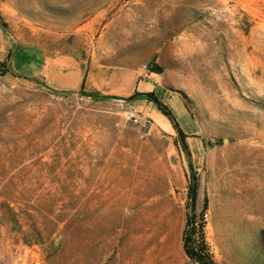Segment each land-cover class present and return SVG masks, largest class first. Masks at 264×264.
I'll list each match as a JSON object with an SVG mask.
<instances>
[{
  "label": "rangeland",
  "instance_id": "374dc122",
  "mask_svg": "<svg viewBox=\"0 0 264 264\" xmlns=\"http://www.w3.org/2000/svg\"><path fill=\"white\" fill-rule=\"evenodd\" d=\"M0 27V264H198L188 217L216 264H264V0H0ZM14 53L136 67L183 135L147 98L19 75Z\"/></svg>",
  "mask_w": 264,
  "mask_h": 264
},
{
  "label": "crops",
  "instance_id": "0c3cea01",
  "mask_svg": "<svg viewBox=\"0 0 264 264\" xmlns=\"http://www.w3.org/2000/svg\"><path fill=\"white\" fill-rule=\"evenodd\" d=\"M10 46L0 27V61L6 59ZM15 53L11 57L10 70L33 78L42 76L44 81L58 90L83 91L99 96L135 101L144 99L148 93H156V85L150 76L145 77L136 67L112 68L98 64L95 60L81 61L63 56L51 58L39 64L32 58L22 65L15 64ZM157 113H154V117Z\"/></svg>",
  "mask_w": 264,
  "mask_h": 264
},
{
  "label": "trees",
  "instance_id": "16d2710c",
  "mask_svg": "<svg viewBox=\"0 0 264 264\" xmlns=\"http://www.w3.org/2000/svg\"><path fill=\"white\" fill-rule=\"evenodd\" d=\"M0 65L4 66V62H1ZM3 71L6 72L7 69L4 68ZM145 96H146L145 98H147L148 101L153 102L156 105L157 109L172 122L178 135L182 136L183 133L178 128L176 122L174 121L173 115L165 108L164 105L160 103V101L156 98L154 93H148ZM189 190H190L189 195L191 199V206L193 209L196 200V186L189 188ZM56 222L59 223L61 222V220H57ZM203 226H204L203 218H201L199 221H196L194 217H188L186 219L185 229L183 233V245H182L184 254L188 259L198 264H216L212 260L210 254L207 251V247L203 236ZM33 237H34L33 242L39 244L42 247V251H44L45 254L49 249H51V247L55 245L54 244L55 239L52 237V235L48 233L45 237L43 235V232L38 228L34 230ZM54 248L58 249L57 247Z\"/></svg>",
  "mask_w": 264,
  "mask_h": 264
},
{
  "label": "built area",
  "instance_id": "2783aa9c",
  "mask_svg": "<svg viewBox=\"0 0 264 264\" xmlns=\"http://www.w3.org/2000/svg\"><path fill=\"white\" fill-rule=\"evenodd\" d=\"M126 117L132 123H138V119H137V117H136V115L134 114L133 111H131V110L127 111Z\"/></svg>",
  "mask_w": 264,
  "mask_h": 264
}]
</instances>
